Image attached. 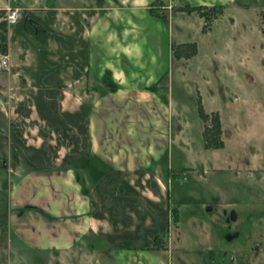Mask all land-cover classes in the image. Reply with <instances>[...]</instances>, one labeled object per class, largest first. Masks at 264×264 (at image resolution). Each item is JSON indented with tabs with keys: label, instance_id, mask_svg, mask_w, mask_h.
Here are the masks:
<instances>
[{
	"label": "crops",
	"instance_id": "crops-1",
	"mask_svg": "<svg viewBox=\"0 0 264 264\" xmlns=\"http://www.w3.org/2000/svg\"><path fill=\"white\" fill-rule=\"evenodd\" d=\"M176 3L0 0L1 12H20L6 28L8 65L0 70V226L9 257L39 264L178 262L169 183L182 169H222L217 152L225 144L202 143L214 152L208 157L180 147L178 108L158 92L168 75L163 60L173 57L168 40L160 53L157 38L168 25L160 12Z\"/></svg>",
	"mask_w": 264,
	"mask_h": 264
},
{
	"label": "rangeland",
	"instance_id": "rangeland-1",
	"mask_svg": "<svg viewBox=\"0 0 264 264\" xmlns=\"http://www.w3.org/2000/svg\"><path fill=\"white\" fill-rule=\"evenodd\" d=\"M185 5L177 0L161 7L168 25L163 24L157 38L160 53L164 56L166 40L193 41L196 53L187 59L171 57L170 64L163 60L168 75L159 83L166 87L158 92L169 95L178 108L173 120L180 129V147L195 154L203 151L200 98L205 112L219 115L225 148L217 152L222 169H182L171 178L169 194L177 222L170 228L179 237V245L171 243L172 257H180L176 264H264V254L255 257L252 251L254 245L264 247V0H234L214 9L207 20L177 10ZM3 43L0 40L1 52ZM203 152L200 156L214 153ZM213 196L218 203L208 212L205 207ZM4 201L3 185L0 206ZM232 212L236 220L228 222ZM7 238L0 226V264L38 263L9 257Z\"/></svg>",
	"mask_w": 264,
	"mask_h": 264
},
{
	"label": "trees",
	"instance_id": "trees-1",
	"mask_svg": "<svg viewBox=\"0 0 264 264\" xmlns=\"http://www.w3.org/2000/svg\"><path fill=\"white\" fill-rule=\"evenodd\" d=\"M222 5H185L183 7L177 8L179 11H183L185 13L195 12L199 17L203 18L204 20L209 19L210 13L214 9H221ZM3 12L0 10V15ZM162 18L163 16L160 15ZM5 22L2 20L0 21V40L4 42L5 40ZM5 46V43H3ZM3 51H5V47H2ZM171 52L172 56L176 59L178 58H188L195 54L196 52V45L194 42H186V43H179V44H171ZM197 110L199 118L202 122V143L205 148L208 149H216L220 148L223 144L220 138V124L218 115L216 112L207 113L203 110L201 103L198 101ZM175 218V217H174Z\"/></svg>",
	"mask_w": 264,
	"mask_h": 264
},
{
	"label": "built area",
	"instance_id": "built-area-1",
	"mask_svg": "<svg viewBox=\"0 0 264 264\" xmlns=\"http://www.w3.org/2000/svg\"><path fill=\"white\" fill-rule=\"evenodd\" d=\"M3 14L4 15L1 16V19L5 22V25L7 27L8 25L14 23L17 20L20 15V12L16 8L10 9L9 7H7L4 10ZM7 65V55L3 51H0V70L6 69Z\"/></svg>",
	"mask_w": 264,
	"mask_h": 264
},
{
	"label": "flooded vegetation",
	"instance_id": "flooded-vegetation-1",
	"mask_svg": "<svg viewBox=\"0 0 264 264\" xmlns=\"http://www.w3.org/2000/svg\"><path fill=\"white\" fill-rule=\"evenodd\" d=\"M236 217L234 216L233 212L231 213V216L229 215V217H227V221H235ZM233 223V222H232ZM252 251L255 252V257L259 256L260 254H264V247H260V246H252ZM257 255V256H256ZM262 256V255H261Z\"/></svg>",
	"mask_w": 264,
	"mask_h": 264
}]
</instances>
